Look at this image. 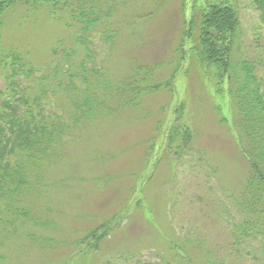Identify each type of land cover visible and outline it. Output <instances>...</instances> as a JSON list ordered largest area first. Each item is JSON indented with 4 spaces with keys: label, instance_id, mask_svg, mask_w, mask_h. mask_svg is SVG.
<instances>
[{
    "label": "rangeland",
    "instance_id": "rangeland-1",
    "mask_svg": "<svg viewBox=\"0 0 264 264\" xmlns=\"http://www.w3.org/2000/svg\"><path fill=\"white\" fill-rule=\"evenodd\" d=\"M195 2L221 4L16 0L3 12L0 55L29 63L19 93L42 95L33 114L64 136L20 196L29 218L0 229V264H264V215L238 201L249 196L244 151L259 141L242 135L227 84L197 63L184 29ZM234 5L233 56L253 61L262 93L260 10ZM7 71L0 65V92ZM237 224L253 228L234 233Z\"/></svg>",
    "mask_w": 264,
    "mask_h": 264
},
{
    "label": "trees",
    "instance_id": "trees-1",
    "mask_svg": "<svg viewBox=\"0 0 264 264\" xmlns=\"http://www.w3.org/2000/svg\"><path fill=\"white\" fill-rule=\"evenodd\" d=\"M14 1L16 0H0V18ZM32 1L42 2L51 8L59 4V0ZM235 1L220 0L221 4L212 7L201 6L195 2L194 4L198 7L194 8L191 17L187 18L184 15V29L187 35H190L189 38H193L191 44L197 63L214 68L212 71L218 73L214 78L218 87L221 85V90V82L227 84L226 91L231 100V108L243 115L242 135L253 138L251 141L256 139L259 141L255 146L244 151V157H247L246 160L251 169L248 183L249 196H246L248 193L246 192V195L238 201H241V208H248L251 213L260 211L264 215V130H261V127H264V92H259L260 85L253 73L256 67L253 61L248 56L240 59H235L233 56V48L238 47L240 27V17L234 5ZM253 1L254 6L260 10V19L264 24V0ZM7 58L8 55L5 52L2 56L0 55L2 62L0 65L8 67L5 75L6 88L0 92L2 97L0 102V208H5L8 214L0 219V229L3 228V230L11 229L18 220L29 218L27 210L17 206L20 196L28 194L33 187L40 184V177L36 174L37 169L64 136L61 133V127L52 129L47 127L43 119L45 114L36 112L33 114L32 110L41 104L42 95L29 102L23 93H19L23 91L22 80L14 79L20 76L22 79L24 76H33L34 71L29 63H17V61L5 63ZM81 70L85 71V69ZM65 75L70 76L67 69ZM9 78L11 81L8 83ZM138 78L139 75L131 82L133 87ZM137 91L140 93L141 89L137 87ZM217 91L220 90L217 89ZM88 102L89 99L85 101V103ZM62 126H67V122ZM16 151H20L21 155L18 159L14 157L11 160L10 156ZM23 153L25 156L22 158ZM247 228H253V226L237 224L230 227V230L235 233L243 232ZM262 232L264 233V230ZM103 234L105 233L102 232ZM261 235L264 237L262 233ZM89 236L97 237L96 234Z\"/></svg>",
    "mask_w": 264,
    "mask_h": 264
}]
</instances>
